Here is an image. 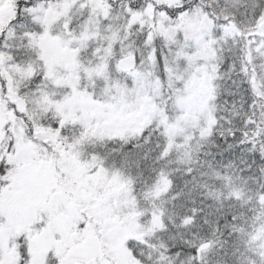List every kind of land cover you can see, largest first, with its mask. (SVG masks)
Instances as JSON below:
<instances>
[{
  "label": "snow or ice",
  "instance_id": "obj_1",
  "mask_svg": "<svg viewBox=\"0 0 264 264\" xmlns=\"http://www.w3.org/2000/svg\"><path fill=\"white\" fill-rule=\"evenodd\" d=\"M0 264H264V0H0Z\"/></svg>",
  "mask_w": 264,
  "mask_h": 264
}]
</instances>
